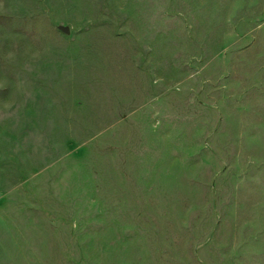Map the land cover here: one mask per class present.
Masks as SVG:
<instances>
[{"label":"rangeland","instance_id":"1","mask_svg":"<svg viewBox=\"0 0 264 264\" xmlns=\"http://www.w3.org/2000/svg\"><path fill=\"white\" fill-rule=\"evenodd\" d=\"M0 264H264V0H0Z\"/></svg>","mask_w":264,"mask_h":264}]
</instances>
